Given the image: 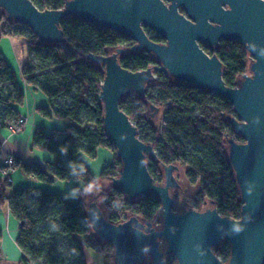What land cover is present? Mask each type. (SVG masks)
I'll return each instance as SVG.
<instances>
[{
	"label": "trees",
	"instance_id": "1",
	"mask_svg": "<svg viewBox=\"0 0 264 264\" xmlns=\"http://www.w3.org/2000/svg\"><path fill=\"white\" fill-rule=\"evenodd\" d=\"M32 1L39 9H58L65 3V0ZM60 27L66 36L65 42H41L25 23L8 21L0 8V39L4 34L25 38L27 59L22 63V75L28 84L42 90L49 98L52 112L46 108H40V112L70 120L62 131L48 134L38 128L34 132L33 146L53 153V163L42 168L39 164H25L14 158L15 166H21L27 176L41 181L53 182L56 178L94 183L95 177L79 153L94 158L100 146L115 148L103 128V108L99 99L105 65L88 59L87 55L91 52L105 54L109 48L116 51L122 47L124 52L118 55L122 66L132 71L153 67L157 77L148 85L145 97L125 96L120 101L121 108L136 122L140 137L157 150V158L148 161L154 181L163 182L164 165H187L186 177L199 187L197 205L207 199L213 201L222 215L240 217L243 202L228 159V139L234 135L227 117L232 114V103L190 81L168 76L155 56L145 51L133 52V39L123 33L98 28L75 17L65 18ZM146 32L156 42L165 41L150 28H146ZM203 47L221 59L226 84L236 86L248 68L249 53L244 45L237 40L223 39L215 48ZM23 101L24 92L16 72L0 57V129L19 126L23 120L14 106ZM151 105L164 112L159 128L151 123L154 111ZM120 168L121 162L115 153L114 162L102 170L99 178L112 182ZM9 188L10 182L2 177L0 201H8L11 213L20 221L17 242L23 255L19 264H87L86 247L102 254H114V245L101 241L98 235L79 238L94 232L87 217L90 200L81 198L84 191L80 199L71 202L60 195L30 188L8 195ZM33 194L38 197L35 210L30 204ZM102 196L110 211L107 218L113 222L124 220L122 215L125 214L127 218L136 215L143 221H151L161 207L158 196L147 194L129 199L113 183ZM61 236L63 239L59 242ZM66 248L70 249L67 254ZM215 252L226 262L231 254L229 242L224 240ZM144 264H152V261L149 259Z\"/></svg>",
	"mask_w": 264,
	"mask_h": 264
},
{
	"label": "water",
	"instance_id": "2",
	"mask_svg": "<svg viewBox=\"0 0 264 264\" xmlns=\"http://www.w3.org/2000/svg\"><path fill=\"white\" fill-rule=\"evenodd\" d=\"M0 8L8 21L25 23L45 43L66 41L60 23L67 17L123 33L133 39V52L155 56L168 76L222 95L233 105L227 117L236 138L228 139V159L243 202L240 218L222 215L214 204L194 208L180 200L172 191L181 186L178 164L164 165L163 182L154 181L148 161L157 158V150L140 137L120 106L125 96L147 95L157 78L153 67L125 68L118 57L122 47L87 55L105 65L102 122L121 162L112 183L129 199L151 194L161 200L151 221L131 215L113 222L96 201L90 203L88 220L101 241L114 245L115 264L149 259L152 264H264V0H65L58 9H39L32 0H0ZM146 28L165 41L152 40ZM223 39L239 41L249 53L247 71L236 86L226 84L221 59L203 47L215 48ZM151 108L153 117L159 108ZM237 224L243 226L239 233ZM224 240L231 247L226 262L215 252Z\"/></svg>",
	"mask_w": 264,
	"mask_h": 264
},
{
	"label": "crops",
	"instance_id": "3",
	"mask_svg": "<svg viewBox=\"0 0 264 264\" xmlns=\"http://www.w3.org/2000/svg\"><path fill=\"white\" fill-rule=\"evenodd\" d=\"M24 41L23 37L9 34H4L0 39V57H3L16 72L18 83L24 92L23 103L14 106L22 117V124L18 127L0 129V156H13L22 163L39 164L45 168L47 163L55 161V155L33 146L34 132L38 128H43L48 134L55 130L62 131L70 120L54 115L46 116L40 112V108H46L50 112L52 109L48 96L42 90L28 84L22 75V63L27 59ZM79 157L95 177L93 184H86L82 180L61 181L56 178L53 182L41 181L27 176L21 166L16 165L11 171L12 182L7 191L8 195L13 191L30 188L36 192L60 195L71 202L80 199L82 194L83 200H91L98 195L97 189L107 186L99 182V176L107 165L114 162V152L110 147L100 146L96 157L91 158L84 152H80ZM81 191L84 192L81 194ZM19 232L20 221L11 213L8 201H0V264H19L23 255L17 242ZM85 259L87 261L86 255Z\"/></svg>",
	"mask_w": 264,
	"mask_h": 264
},
{
	"label": "rangeland",
	"instance_id": "4",
	"mask_svg": "<svg viewBox=\"0 0 264 264\" xmlns=\"http://www.w3.org/2000/svg\"><path fill=\"white\" fill-rule=\"evenodd\" d=\"M113 51H114V49H111V48H109L107 50L108 53L113 52ZM163 117H164V112L158 110L155 113V115L153 116V120L151 122L152 125H154L155 127L159 128L161 126V122H162ZM231 137L236 138L235 135H233ZM113 152H114V155H115L116 152H115L114 149H113ZM186 169H187V165L179 164V169L176 172V176H177L178 181L182 185V188L186 189L185 195H184V193L182 194L184 200L187 201L188 203H190L192 206L197 207V204L195 203V200H196V197L198 196L199 187H198V185L193 184L186 177V175H185ZM99 182H103V183L107 184V186L97 189L96 190V192H97L96 195L97 194L98 195L96 197H94L93 199H91L90 203L93 202V201H96L98 203V205L101 207V209L103 210V212L106 215V217H107V216L110 215V211H109V209L106 208V206L103 203L102 192L106 191L112 185V182L111 181H106V180L104 181L102 179H100ZM30 200H31V202H30L31 209L32 210L37 209L38 208V203H37L38 197L35 194H33V195H31ZM90 203H89V205H90ZM199 206H200V204H199ZM128 217H129V215H128ZM95 236H97V234L94 231L91 234H86V235L80 236L79 238L81 240H83V239H90V238L95 237ZM62 239H63V236L59 237L58 241L60 242V241H62ZM65 252H66V254L69 253L70 249L66 248ZM85 255L87 256L86 263H88V264H115V262H114V254L113 253H108V254L106 253V254L103 255V254L93 250L92 248L86 247L85 248Z\"/></svg>",
	"mask_w": 264,
	"mask_h": 264
},
{
	"label": "built area",
	"instance_id": "5",
	"mask_svg": "<svg viewBox=\"0 0 264 264\" xmlns=\"http://www.w3.org/2000/svg\"><path fill=\"white\" fill-rule=\"evenodd\" d=\"M136 125V122H133ZM22 124V121L19 122V125ZM140 133V130H139ZM15 167V160L13 156H0V172L3 178H7V180L11 183V171ZM197 208V207H194ZM122 218L125 220L127 217L126 215H122ZM240 218V217H238Z\"/></svg>",
	"mask_w": 264,
	"mask_h": 264
},
{
	"label": "flooded vegetation",
	"instance_id": "6",
	"mask_svg": "<svg viewBox=\"0 0 264 264\" xmlns=\"http://www.w3.org/2000/svg\"><path fill=\"white\" fill-rule=\"evenodd\" d=\"M172 191H173L174 194H176L179 197L180 200H182L184 202H187V201L184 200L183 195H182L183 193L185 195V192H186V189L182 188V185L180 187L176 188V189H173ZM199 204H200V206L197 205V208H202V207H204L207 204L212 205L214 203H213V201H209L207 199H204ZM188 205L192 206L190 203H188ZM192 207H194V206H192ZM171 261H172V264H173L174 261L173 260H171Z\"/></svg>",
	"mask_w": 264,
	"mask_h": 264
},
{
	"label": "clouds",
	"instance_id": "7",
	"mask_svg": "<svg viewBox=\"0 0 264 264\" xmlns=\"http://www.w3.org/2000/svg\"><path fill=\"white\" fill-rule=\"evenodd\" d=\"M224 10H225V11H230L231 9H230V8H224ZM242 230H243V226L240 225V224H237V225L235 226V228H234V231H235L236 233H239V232H241Z\"/></svg>",
	"mask_w": 264,
	"mask_h": 264
}]
</instances>
